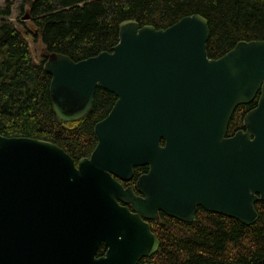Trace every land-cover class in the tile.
Returning a JSON list of instances; mask_svg holds the SVG:
<instances>
[{
  "label": "water",
  "instance_id": "obj_1",
  "mask_svg": "<svg viewBox=\"0 0 264 264\" xmlns=\"http://www.w3.org/2000/svg\"><path fill=\"white\" fill-rule=\"evenodd\" d=\"M208 38L198 13L165 28L127 19L109 51L77 61L46 56L51 105L63 121L87 114L96 88L115 100L94 124L95 147L78 168L50 141L0 134V264H136L159 247L141 218L157 219L158 210L184 222L198 206L245 225L258 219L264 40H238L211 58ZM256 97L228 135L236 107ZM141 164L149 166L138 179L144 198L111 177H127ZM101 241L107 249L95 257Z\"/></svg>",
  "mask_w": 264,
  "mask_h": 264
},
{
  "label": "trees",
  "instance_id": "obj_2",
  "mask_svg": "<svg viewBox=\"0 0 264 264\" xmlns=\"http://www.w3.org/2000/svg\"><path fill=\"white\" fill-rule=\"evenodd\" d=\"M17 10L28 15L30 27L26 21L9 20L10 5L0 9V134L50 141L73 159L93 150L94 124L107 115L115 96L96 88L87 114L72 121L60 119L51 105L50 75L42 67L50 52L77 61L111 50L123 20L165 28L192 13L208 21L211 58L223 55L238 40H264V0H21ZM30 40L41 44L38 60ZM244 105L237 106L228 134L240 127L236 118L255 101ZM254 206L259 217L250 225L202 208L191 222L165 216L153 229L159 241L153 262L264 264V203L257 200Z\"/></svg>",
  "mask_w": 264,
  "mask_h": 264
},
{
  "label": "flooded vegetation",
  "instance_id": "obj_3",
  "mask_svg": "<svg viewBox=\"0 0 264 264\" xmlns=\"http://www.w3.org/2000/svg\"><path fill=\"white\" fill-rule=\"evenodd\" d=\"M256 100H257V97L253 100V101H255V104H256ZM240 106H245V105H239V107ZM253 107H251V108H253ZM236 108H238V107H236ZM235 110H234V112H235ZM248 110H245V112L248 111ZM234 112H233L232 116L234 115ZM240 127H238V128H240ZM238 128H236V129H238ZM227 134H228V131H227ZM228 135H230V134H228ZM161 141H163V140H161ZM91 152H90V154H91ZM90 154L88 156H84V157H89ZM79 162H80L79 161V158L78 159H73V163H74V166L76 168H78ZM148 169H149V166L147 164L135 165V166L132 167V171H131V174L129 176H127V177H120V176H118V175H116L114 173H111V177H112V180L113 181H115L116 183H118L122 187V189H124V190L128 189V190H130L134 194V196L140 197V198H144L145 195L139 190L138 179H139V177L141 175L147 173L148 172ZM107 184H109V182H107ZM107 184H104V185H107ZM104 185H98V187H100V188H106V186H104ZM108 188H106V189H108ZM114 198H115L116 202L119 205H121L123 207H126L129 210V212H131V213L134 212L133 206H132V204L130 202H124L119 197H117L116 195L114 196ZM198 208H201V207L198 206L197 207V210H198ZM197 210H196V212H197ZM157 216H158L157 219H153V218L152 219H148V218L141 217L143 219V221H145V222H147L149 224L150 231L155 236H156V234H155V232L153 230L154 227L156 226V224L159 221H161L163 218H165V216H168V215H166L163 211L158 210L157 211ZM174 219H176V218H174ZM106 249H107L106 244L103 241H101L99 243L97 249H96L95 257L103 256L105 254ZM153 254H155V253H152L150 256L141 257L140 259L137 260L136 264H155L153 262Z\"/></svg>",
  "mask_w": 264,
  "mask_h": 264
},
{
  "label": "rangeland",
  "instance_id": "obj_4",
  "mask_svg": "<svg viewBox=\"0 0 264 264\" xmlns=\"http://www.w3.org/2000/svg\"><path fill=\"white\" fill-rule=\"evenodd\" d=\"M20 2H21V0H0V9H4L6 6L10 5L11 6V17H9V20L16 23V24H20L21 21H26L25 22L26 26L30 27L31 24L29 23L28 17L25 18L28 15L24 14V13L21 15L18 14L17 8H18V5L20 4ZM30 46H31V49L33 51V55H34L35 59L38 60V55L40 53L41 44L38 42L33 43L30 40ZM241 109L243 110L244 108H241ZM236 119H237V125H238V123H240V121H241V118L239 119V117H237Z\"/></svg>",
  "mask_w": 264,
  "mask_h": 264
}]
</instances>
